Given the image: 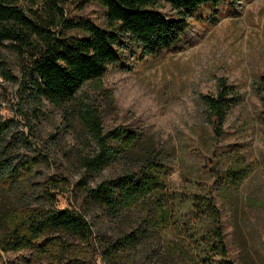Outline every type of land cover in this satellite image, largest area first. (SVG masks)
Returning <instances> with one entry per match:
<instances>
[{
    "label": "rangeland",
    "instance_id": "374dc122",
    "mask_svg": "<svg viewBox=\"0 0 264 264\" xmlns=\"http://www.w3.org/2000/svg\"><path fill=\"white\" fill-rule=\"evenodd\" d=\"M14 3L58 38L86 37L83 28L69 27L73 23L109 28L106 9L97 0L59 2L58 10L68 20L64 24L44 0ZM157 11L166 19L175 16L163 3ZM33 52L18 51L9 43L0 46V122L9 124L0 152L18 171L16 177L0 180V264H103L99 240L130 233L137 220L125 215L112 222L87 200L83 187H94L110 172L85 175L80 167L79 157L90 154L93 145L76 109L26 102L19 84ZM118 53L121 62L107 67L99 81L85 84L80 98L98 108L105 131L125 128L139 134L166 159L170 174L165 198L173 216L159 240L196 251L190 235L198 221L188 215L189 205L195 196L206 195L220 211L230 259L264 264V110L258 93L264 86V0L203 5L190 14L180 40L160 56H147L131 42ZM219 79L233 89L235 98L216 136L202 97L216 95ZM232 172L244 175L227 183ZM56 178L63 180L52 181ZM43 192L53 195L49 201L55 208L85 216L93 232L90 241L50 236L36 241L39 248L10 249L14 223L5 227L4 218L17 209L35 212L40 203L48 205ZM139 262L156 264L143 258ZM163 264L184 262L174 256Z\"/></svg>",
    "mask_w": 264,
    "mask_h": 264
},
{
    "label": "trees",
    "instance_id": "16d2710c",
    "mask_svg": "<svg viewBox=\"0 0 264 264\" xmlns=\"http://www.w3.org/2000/svg\"><path fill=\"white\" fill-rule=\"evenodd\" d=\"M44 1L57 10L59 23H68L58 10L59 2L67 0ZM97 1L106 9L109 28L99 29L86 22L69 24V27H80L86 31V37L77 39L56 37V34L28 18L14 0H0V46L9 43L18 51L29 49L35 52L31 54L30 65L19 84L26 102L46 101L57 108L72 106L76 109L77 117L93 145L90 154L79 157L80 167L85 175L110 172L94 187H83L87 200L112 222L124 220L125 215L136 217L137 222L130 233L99 240L103 264H140L142 258L163 264L167 258L174 256L184 264H236L229 257L220 211L214 200L206 195L195 196L189 205L188 215L196 216L198 221L190 235V239L197 243L196 251L177 248L168 241L162 244L160 233L172 219V205L165 198L170 174L166 159L153 145L142 141L139 134L125 128L105 131L98 108L80 98V90L85 84L99 81L107 67L121 62L118 51L128 42L139 46L147 56H160L180 40L191 13L207 3L223 0ZM160 3L170 7L175 16L166 19L159 13L157 6ZM261 80L264 81V76ZM258 90L264 110V86H259ZM234 98L235 92L222 79L218 80L216 95L202 97L216 136L222 133ZM8 128V122H0V143L6 141ZM17 174V169L0 152V180L14 178ZM240 175L234 176L232 172L225 181L235 183ZM61 180L56 178L52 181ZM79 185L83 186L81 182ZM43 194L45 197L40 195L38 199L43 198L48 205L40 203L35 212L17 209L4 218L5 227L14 223L9 232L11 250L39 248L36 241L50 236L81 243L91 240V225L82 213L57 209L49 201L53 195ZM154 242L158 246L156 250ZM44 243L46 245L47 242ZM61 249L63 252L62 246ZM148 252L152 255L148 256ZM68 264L78 263L70 260Z\"/></svg>",
    "mask_w": 264,
    "mask_h": 264
}]
</instances>
